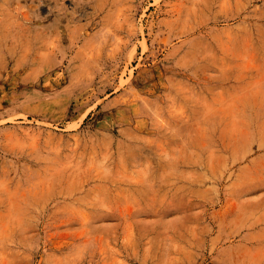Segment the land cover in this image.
Segmentation results:
<instances>
[{
  "label": "rangeland",
  "instance_id": "374dc122",
  "mask_svg": "<svg viewBox=\"0 0 264 264\" xmlns=\"http://www.w3.org/2000/svg\"><path fill=\"white\" fill-rule=\"evenodd\" d=\"M0 264H264V0H0Z\"/></svg>",
  "mask_w": 264,
  "mask_h": 264
}]
</instances>
